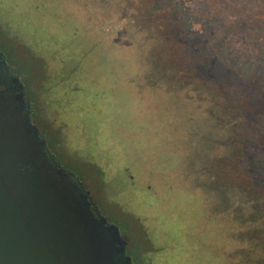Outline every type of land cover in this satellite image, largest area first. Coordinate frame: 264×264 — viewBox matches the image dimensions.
<instances>
[{
    "label": "rangeland",
    "instance_id": "obj_1",
    "mask_svg": "<svg viewBox=\"0 0 264 264\" xmlns=\"http://www.w3.org/2000/svg\"><path fill=\"white\" fill-rule=\"evenodd\" d=\"M0 49L51 68L52 151L158 264H264V0H0Z\"/></svg>",
    "mask_w": 264,
    "mask_h": 264
},
{
    "label": "flooded vegetation",
    "instance_id": "obj_2",
    "mask_svg": "<svg viewBox=\"0 0 264 264\" xmlns=\"http://www.w3.org/2000/svg\"><path fill=\"white\" fill-rule=\"evenodd\" d=\"M13 58L21 62L18 53L13 52ZM15 59L10 65L7 56L0 49V143L6 137L2 130L12 126L25 153L20 158L7 157L1 163L0 173L6 183L18 186V189H14L16 194H21L19 190L23 188L22 196L26 200H35L38 196L39 199L47 200V196L50 199L53 195L56 196L54 202L57 204L66 201L70 208L78 212L82 224L97 234L107 235V246L112 256L121 259L122 264L126 263L127 257H130L131 264H158L157 258L166 253L167 246L155 239L151 228L142 223L143 219L140 217L136 224L123 231L118 226L120 234H117V225L102 214L95 201L99 180L98 183L95 180L93 184L94 188L97 186L96 191V188L93 190L85 186L84 182L79 181L67 169L61 156L52 151L49 145L52 131L58 134L56 141H53L55 147H68L63 136V129L68 126V121H57L60 111H53L51 108L49 112L47 109L48 104L51 105L50 99H42V95L54 83L51 68L31 61L32 64L27 65L25 70L17 65ZM37 66L38 71L35 69ZM15 160H18L16 171L11 170L6 177L5 172ZM99 175L105 174L99 170ZM32 190L36 192L32 193ZM43 193L46 195L43 196ZM134 234L141 236L134 237ZM164 264H169L167 259Z\"/></svg>",
    "mask_w": 264,
    "mask_h": 264
},
{
    "label": "water",
    "instance_id": "obj_3",
    "mask_svg": "<svg viewBox=\"0 0 264 264\" xmlns=\"http://www.w3.org/2000/svg\"><path fill=\"white\" fill-rule=\"evenodd\" d=\"M5 129L0 166L7 157L25 156L12 126ZM17 164L15 160L5 172L6 177L11 170L16 171ZM17 187L8 185L0 173V264H122L121 259L112 256L107 235L82 224L78 212L66 201L57 204L53 195L47 200L39 196L26 200L23 188L21 194L14 192ZM125 261L131 264L130 257Z\"/></svg>",
    "mask_w": 264,
    "mask_h": 264
},
{
    "label": "trees",
    "instance_id": "obj_4",
    "mask_svg": "<svg viewBox=\"0 0 264 264\" xmlns=\"http://www.w3.org/2000/svg\"><path fill=\"white\" fill-rule=\"evenodd\" d=\"M154 66V68H155V65H153ZM214 110L216 111V108H214ZM257 111H259V109L257 110ZM257 111H253V112H250V113H248V114H246V115H244V118L245 119H249V118H251V116H254V115H256V114H258L259 112H257ZM236 122V121H235ZM260 126V125H259ZM259 148H260V150H259V152H262L263 153V151H262V149H264V138H262V141H261V143H260V146H259ZM262 148V149H261ZM263 161H264V158H263ZM241 173V172H240ZM234 192V191H233ZM244 193H246V190L244 189V192H242L241 191V193L239 192V193H237L236 194V192H234V193H232V195H233V197H237V198H241V200L243 199L244 201H245V203H247V205H251V203H253L252 202V200L251 199H249ZM231 197V196H230ZM232 198V197H231ZM236 198V199H237ZM237 201H240V199L239 200H237ZM251 220V219H250ZM252 221H254V220H252Z\"/></svg>",
    "mask_w": 264,
    "mask_h": 264
}]
</instances>
